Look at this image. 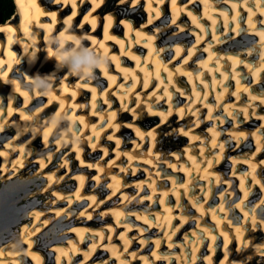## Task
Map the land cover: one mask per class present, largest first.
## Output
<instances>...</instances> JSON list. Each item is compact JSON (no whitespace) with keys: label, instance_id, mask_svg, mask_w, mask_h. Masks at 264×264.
Returning <instances> with one entry per match:
<instances>
[{"label":"bare ground","instance_id":"1","mask_svg":"<svg viewBox=\"0 0 264 264\" xmlns=\"http://www.w3.org/2000/svg\"><path fill=\"white\" fill-rule=\"evenodd\" d=\"M15 1L0 17V200L27 205L0 213L1 233L26 218L0 235V264L262 260L264 0ZM49 34L74 55L49 57Z\"/></svg>","mask_w":264,"mask_h":264},{"label":"clouds","instance_id":"2","mask_svg":"<svg viewBox=\"0 0 264 264\" xmlns=\"http://www.w3.org/2000/svg\"><path fill=\"white\" fill-rule=\"evenodd\" d=\"M56 2L59 3L60 0H56ZM64 2L65 3H71L72 6H73V8L75 9V7H76L75 0H64ZM91 2L94 5V8H93V11H94L95 8L99 7L100 4L103 3V0H91ZM121 2H123V0H121ZM76 15H77L76 11H73L72 14H71V16L67 18V20L65 21V23L68 25V27H71L72 17H74ZM84 19L87 20L88 19V16H85ZM111 22H112L111 21V16L109 14V16H108V23H109V25H111ZM92 24H93V28H95V26H96L95 21H93ZM80 26L83 27V24H81ZM50 32H51V29H49V33ZM45 39L48 42L47 54H48L49 57L55 56L60 62H63L69 56L74 55V52H65V51H62V49L64 47V39H62L60 37L53 38L50 34L48 36H46ZM54 39L56 40V42H58L59 47L56 48L55 50H52L51 45H52ZM78 42L79 41L77 40V43ZM30 47H32L34 49L33 52L28 53V48L27 47H25L24 51H25V53H27L29 55V58L30 59H34L35 58V55H36V51H38V49H36V44H35V41L34 40H33V43L30 45ZM76 60H77V66H79V63L81 62V58L80 57H76ZM88 62L90 64H95L97 67H100V68L103 69L104 66H105V64H106V58L103 57V56L98 57L96 59L89 58V61ZM90 70H91L90 68H85L84 69V74L87 75L90 72ZM76 71H77V68L76 67H73L72 68V72L76 73ZM90 79H91V77H90ZM34 83L36 84L37 87H39L41 85H44L45 92L43 94H46V95L49 94L50 85L44 84V81H42V80H36V81H34ZM53 124H55V120H53ZM253 225L255 226V219L254 218H253Z\"/></svg>","mask_w":264,"mask_h":264},{"label":"rangeland","instance_id":"3","mask_svg":"<svg viewBox=\"0 0 264 264\" xmlns=\"http://www.w3.org/2000/svg\"><path fill=\"white\" fill-rule=\"evenodd\" d=\"M118 0H105V4L106 5H111V6H113V5H115V3L117 2ZM149 2H150V0H147L145 3H144V5L146 6L147 4H149ZM131 5H132V1L130 2H128L126 5H124V6H122L123 7V9L124 8H128V9H132V11H140V8H141V5L139 6V7H136V8H134L133 6L131 7ZM108 8H105L103 11H106ZM171 10H172V8H171ZM83 11V10H82ZM131 11V12H132ZM13 13H15V11L13 12ZM84 16H85V14H84ZM200 28V27H199ZM192 30H196V27H195V24H194V27H193V29ZM86 97H87V95L86 94H84L83 95V98H82V100H85L86 99ZM51 110H53V109H51ZM150 114H152V112H150ZM126 116H124L123 118H121V120H126ZM161 118V117H160ZM158 116H156V120L155 121H159V119H160ZM168 128H169V126H165L164 125V127L163 128H159V135H161L164 131H166V130H168ZM138 130V127L136 128V131ZM138 132V131H137ZM170 136L171 135H167L166 136V138L169 140V138H170ZM40 139V138H39ZM39 139H37L38 140V143L37 144H41V142H40V140ZM183 140V139H182ZM189 140H190V137H186V139L184 140V142L186 143V144H188V142H189ZM235 145H237V143H235ZM177 146H179V145H177ZM171 150V149H170ZM232 153H234L233 151H232ZM91 172H93V173H96L97 172V170H91ZM96 175V174H95ZM2 186H3V183L1 182L0 183V189L2 188ZM21 194H18V196H20ZM17 196H13V198H8V197H5L4 199H2V200H0V208H4V207H8V208H11V207H23V206H25V205H27V200L24 198H16ZM40 197H43V196H40ZM14 199V200H13ZM27 217V216H26ZM25 220H26V218H24L23 216H21V219L20 220H18V222H16V224H14V225H12L11 227H9L8 228V230L5 232V230L4 231H2V233L0 232V235L2 234H4V235H6L7 236V238H8V236L12 233V234H17V233H19L20 231H17L19 228H20V226H22L23 224H24V222H25ZM5 232V233H4ZM138 235V234H137ZM9 237H11V236H9ZM139 237V236H138ZM5 239V238H4ZM4 239H2V241H5ZM218 257V256H217ZM216 257V258H217ZM215 258V259H216ZM253 263L254 264H264V258L261 260V259H259L258 257L257 258H255L254 259V261H253ZM161 264H165V262L164 263H161ZM250 264V263H249Z\"/></svg>","mask_w":264,"mask_h":264},{"label":"trees","instance_id":"4","mask_svg":"<svg viewBox=\"0 0 264 264\" xmlns=\"http://www.w3.org/2000/svg\"><path fill=\"white\" fill-rule=\"evenodd\" d=\"M16 7L15 0H0V17L2 22L6 21L13 15Z\"/></svg>","mask_w":264,"mask_h":264},{"label":"water","instance_id":"5","mask_svg":"<svg viewBox=\"0 0 264 264\" xmlns=\"http://www.w3.org/2000/svg\"><path fill=\"white\" fill-rule=\"evenodd\" d=\"M8 208V207H7ZM7 208H4V209H1L0 210V213L1 212H3V211H5ZM8 216V215H7ZM6 215H5V217H2L1 216V214H0V226H2L3 225V223L5 224V223H8V221H9V216L7 217Z\"/></svg>","mask_w":264,"mask_h":264}]
</instances>
